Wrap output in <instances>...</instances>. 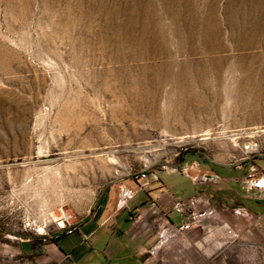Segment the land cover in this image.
<instances>
[{
  "label": "rangeland",
  "instance_id": "1",
  "mask_svg": "<svg viewBox=\"0 0 264 264\" xmlns=\"http://www.w3.org/2000/svg\"><path fill=\"white\" fill-rule=\"evenodd\" d=\"M194 154L264 174V0H0V232Z\"/></svg>",
  "mask_w": 264,
  "mask_h": 264
},
{
  "label": "crops",
  "instance_id": "2",
  "mask_svg": "<svg viewBox=\"0 0 264 264\" xmlns=\"http://www.w3.org/2000/svg\"><path fill=\"white\" fill-rule=\"evenodd\" d=\"M259 176L187 155L107 185L71 235L0 232V264H264Z\"/></svg>",
  "mask_w": 264,
  "mask_h": 264
},
{
  "label": "built area",
  "instance_id": "3",
  "mask_svg": "<svg viewBox=\"0 0 264 264\" xmlns=\"http://www.w3.org/2000/svg\"><path fill=\"white\" fill-rule=\"evenodd\" d=\"M150 166H146L144 169L139 171L138 173L132 174L131 177L136 180L141 186L145 187L146 183L148 181V172L150 170ZM163 169H167V166L164 165ZM186 208V207H185ZM70 218H66L65 220L61 221V223L58 224V230L53 231V233L57 236L61 232L66 231L68 234H72L74 232V226H71L69 224ZM63 224V225H61ZM189 225L182 226V229L189 228ZM47 232H39L38 235L40 236H46Z\"/></svg>",
  "mask_w": 264,
  "mask_h": 264
},
{
  "label": "bare ground",
  "instance_id": "4",
  "mask_svg": "<svg viewBox=\"0 0 264 264\" xmlns=\"http://www.w3.org/2000/svg\"><path fill=\"white\" fill-rule=\"evenodd\" d=\"M250 148H253V149H254V146L251 145V147H249V149H250ZM151 163H152V161H151ZM61 225H62V224H61Z\"/></svg>",
  "mask_w": 264,
  "mask_h": 264
}]
</instances>
